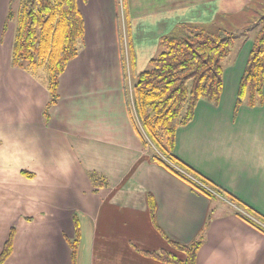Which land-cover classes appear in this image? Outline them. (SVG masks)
<instances>
[{"label": "crops", "instance_id": "obj_1", "mask_svg": "<svg viewBox=\"0 0 264 264\" xmlns=\"http://www.w3.org/2000/svg\"><path fill=\"white\" fill-rule=\"evenodd\" d=\"M11 1L0 0V252L14 229L3 264H72L68 239L77 226L76 264H172L146 252L184 258L174 243L188 244L200 232L196 264H264V231L237 214L245 210L193 190L144 147L126 95L114 0H78L84 40L47 115V70L11 62ZM254 1L144 0L141 15L127 0L133 62H125L136 77L160 49L159 38L179 24H209ZM254 36L224 67L219 103L200 100L191 122L178 128L174 152L264 217V86L261 104L236 108Z\"/></svg>", "mask_w": 264, "mask_h": 264}, {"label": "trees", "instance_id": "obj_2", "mask_svg": "<svg viewBox=\"0 0 264 264\" xmlns=\"http://www.w3.org/2000/svg\"><path fill=\"white\" fill-rule=\"evenodd\" d=\"M13 1L15 0L10 5ZM11 20L17 22L12 65L29 72L40 68H45L48 72L47 87L50 98L45 110L47 115L50 107L59 99L60 77L68 63L78 55L80 42L84 40V17L78 0H18L17 11L9 8L5 30ZM258 21L261 26L253 38L240 80L236 108L244 102L250 106L263 102L264 15ZM118 26L124 52L119 22ZM129 28L130 22L127 18L129 64H132ZM234 39L235 34L231 31L224 33L221 29L210 30L205 24L181 23L175 30L159 38L161 51L150 59L146 69L136 75L131 92L127 85V63L125 57H122L125 90L128 101L131 98L142 131L137 126L136 129L151 159L182 178L193 190L211 198L224 197L241 207L246 213L237 210V214L264 231V227L250 215L264 223L263 216L237 196L210 182L174 152L176 132L179 127L191 122L197 103L202 99L219 103L224 82L222 62L230 54ZM90 177L96 182L102 179L97 173H90ZM13 237L12 228L0 252V264L12 252ZM68 243L72 264H76L80 243L78 226L74 237L68 239ZM202 243V232L188 244L174 243L178 250L185 253L184 258L165 250L146 253L167 263L196 264Z\"/></svg>", "mask_w": 264, "mask_h": 264}, {"label": "rangeland", "instance_id": "obj_3", "mask_svg": "<svg viewBox=\"0 0 264 264\" xmlns=\"http://www.w3.org/2000/svg\"><path fill=\"white\" fill-rule=\"evenodd\" d=\"M141 15L143 14L144 9V0H133ZM127 0H114L115 9H117L118 14V22L120 25V34L122 45L124 46L125 51L123 55L127 62L129 60V44H128V29H127ZM13 11H17L18 9V0L12 2L10 7ZM264 15V0H255L252 4L248 5V7L240 12H236L233 14H220L214 21L209 24H205L206 27L210 30H222L224 33L226 31H231L235 34V39L233 46L231 48L230 54L223 60V67L227 68L232 63L238 60V56L241 53L242 48L244 47V41L247 39L249 35L254 36L261 24H259L258 19ZM10 22V21H9ZM15 23H17L14 20ZM81 44V42H80ZM161 51V48L158 50L156 54ZM128 72L130 70L129 66L126 64ZM39 72L43 75H47L46 69L40 68ZM134 75L132 70H130L127 80L128 89L131 92V87H133L134 83ZM141 127V126H140ZM220 197V196H219ZM69 234V233H68Z\"/></svg>", "mask_w": 264, "mask_h": 264}]
</instances>
